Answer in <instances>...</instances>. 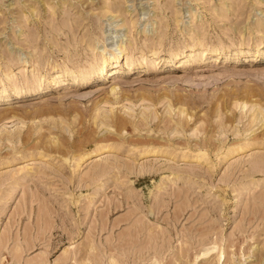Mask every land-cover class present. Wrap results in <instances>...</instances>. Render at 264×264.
<instances>
[{"label": "rangeland", "instance_id": "1", "mask_svg": "<svg viewBox=\"0 0 264 264\" xmlns=\"http://www.w3.org/2000/svg\"><path fill=\"white\" fill-rule=\"evenodd\" d=\"M0 264H264V0H0Z\"/></svg>", "mask_w": 264, "mask_h": 264}, {"label": "bare ground", "instance_id": "2", "mask_svg": "<svg viewBox=\"0 0 264 264\" xmlns=\"http://www.w3.org/2000/svg\"><path fill=\"white\" fill-rule=\"evenodd\" d=\"M106 48H109L108 45H106L104 47V49H106ZM104 49H102V50H104ZM202 51H204V50H202ZM119 54H120V52L119 53L117 52V53L111 54V57H108V58H110V61H109L108 58H105V59L103 58L100 61V63L98 64V66H97V72L96 73H103V72L105 73V72H108V71H111V70L113 71V69H114V73L117 72V71H119V70H117V69H119L117 66L120 65L119 56H121V55H119ZM109 65H113V66L108 69L107 66H109ZM115 87H116L115 85H112L111 86V89H110V91L113 94H116ZM114 122H119V119L118 120H114Z\"/></svg>", "mask_w": 264, "mask_h": 264}]
</instances>
